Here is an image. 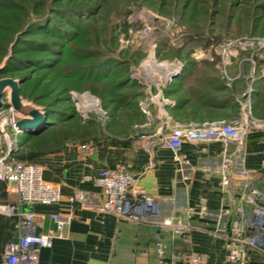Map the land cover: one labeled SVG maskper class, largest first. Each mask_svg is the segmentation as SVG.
Listing matches in <instances>:
<instances>
[{
  "label": "crops",
  "instance_id": "0c3cea01",
  "mask_svg": "<svg viewBox=\"0 0 264 264\" xmlns=\"http://www.w3.org/2000/svg\"><path fill=\"white\" fill-rule=\"evenodd\" d=\"M203 52L204 60L189 61L193 52L167 62L159 67L163 73L159 79H137L144 94L138 118L123 121L128 133L118 135L114 130L112 137L89 142L88 147L68 141L33 160L42 165L44 180L60 189L63 202L79 189L100 203L103 191L95 181L99 172L124 165L134 179L130 193L144 191L160 205L159 215L149 221L121 218L97 206H23L35 212L40 233L57 232L52 213L72 215L62 236L41 249L38 264H172L186 263L192 254L202 256L205 264H237L226 258L227 236L235 225L251 224L252 205L245 198L251 187L264 188V63L253 84L251 72H241V62H213V52ZM142 65L136 69L139 74L145 70ZM174 72L166 80V74ZM7 92L3 99L10 102V89ZM18 116L26 117L19 112ZM213 120L248 125L243 144L186 140L176 159L163 143L177 125ZM225 159L230 165L223 172ZM2 182L6 196L0 197V207L17 203L18 193ZM0 214L16 216V225L20 219L17 214ZM165 218L182 225L184 234L160 229ZM159 231L166 243L164 256L154 244ZM9 242L0 252V264H6L3 255ZM249 252L252 264H264V252L252 248Z\"/></svg>",
  "mask_w": 264,
  "mask_h": 264
},
{
  "label": "trees",
  "instance_id": "16d2710c",
  "mask_svg": "<svg viewBox=\"0 0 264 264\" xmlns=\"http://www.w3.org/2000/svg\"><path fill=\"white\" fill-rule=\"evenodd\" d=\"M199 1L148 0L160 12L171 6L172 12L180 10L182 14L186 8L194 9ZM230 1L235 6L244 0ZM253 1L254 10L264 14V0ZM104 2L107 1L0 0V79L19 81L22 98L44 114L42 126L21 137V160L33 161L68 141L98 140L93 135L95 131L83 129L85 119L72 91H91L110 116L120 114L127 122L138 118L139 98L144 92L132 77L131 64H139L147 53L137 51L126 56L113 48L118 44V34L127 28V23L120 20L112 26L110 38L105 36V45H101L103 28L97 22ZM158 54L164 56L161 50ZM253 57L259 72L264 57L258 53ZM245 59L247 64L251 60ZM249 78L253 80L251 73ZM91 120L94 119L87 121ZM1 196H6L2 181ZM16 223V216L0 214V252L5 243L17 240Z\"/></svg>",
  "mask_w": 264,
  "mask_h": 264
},
{
  "label": "built area",
  "instance_id": "2783aa9c",
  "mask_svg": "<svg viewBox=\"0 0 264 264\" xmlns=\"http://www.w3.org/2000/svg\"><path fill=\"white\" fill-rule=\"evenodd\" d=\"M140 33L147 35L149 31L143 29ZM153 55L156 62H159L155 54ZM147 63L142 65L146 72L158 67L153 63L148 67ZM160 72L162 73V70ZM174 75L176 72L166 74V80H171ZM133 78L139 79L138 76ZM17 117L18 111L9 101L3 99L0 103V180L11 185L10 192L18 193L19 200L15 204L1 205L0 211L20 217L16 225L20 237L17 241L7 244L3 255L6 264H38L41 249L50 246L55 237L62 236L61 231L72 219L71 213H52L50 217L57 223V232L40 233L37 231L39 225L35 212L22 209L26 205L52 204L69 209L97 206L103 211L135 221H149L150 217L159 215L160 205L154 197L144 191L135 190L130 193L134 179L124 165L99 172L95 181L103 191L100 203L96 204L97 200L91 193L79 189L63 202L60 189L44 180L42 165L19 158L21 136L31 129L19 125ZM248 130L249 126L244 123L226 120L177 125L164 138L163 143L170 147L174 157L179 159L180 150L186 140H220L225 144L234 142L241 146ZM262 142L264 143V139ZM229 165V159H225L222 170H226ZM245 200L252 205V222L250 225H235L227 236L229 243L226 258L229 262L237 264H252L249 252L251 248L264 252V188L251 187ZM159 223L162 230L172 229L175 234H184V227L175 224L170 218H165ZM154 244L159 255L164 256L166 243L162 231L155 234ZM186 261L172 264H205L203 257L197 254L190 255ZM163 263L167 261L164 260Z\"/></svg>",
  "mask_w": 264,
  "mask_h": 264
},
{
  "label": "rangeland",
  "instance_id": "374dc122",
  "mask_svg": "<svg viewBox=\"0 0 264 264\" xmlns=\"http://www.w3.org/2000/svg\"><path fill=\"white\" fill-rule=\"evenodd\" d=\"M106 1L101 18L97 22V25L103 28L101 45H105V36L110 34L114 23L120 20L127 23V28L118 34V44H113V48L126 56H132V53L137 51L147 53L139 64H131L132 77H162V73L158 71L160 68H153L152 72L141 69L140 74L136 70L141 63L148 62L152 54H155L159 62L188 58L193 52L195 54L192 57L204 60L205 54L201 53L202 51L213 52V62H241V72H251V82L261 75V71L256 70L257 61L253 59V53L264 57V14L254 10L253 0H244L235 6L231 5L230 0H200L194 9L186 8L184 14L180 13V10L172 12L171 6L160 12L156 10V5L148 0ZM257 17L260 20H256ZM143 29H148L149 33H140ZM163 42L164 45L159 47ZM160 50L164 53L162 57L158 54ZM245 58L251 59L248 64L245 63ZM86 92L96 97V104ZM72 96L75 97L74 102L85 119L83 129L95 131L93 135L98 139L81 141L82 147H88L89 142L95 143L104 136L112 137L114 130L118 135L128 133L126 126L123 128V117L116 113L115 116H110L102 107L99 98L91 91H72ZM24 102L31 103L25 100ZM88 119L94 120L89 122Z\"/></svg>",
  "mask_w": 264,
  "mask_h": 264
},
{
  "label": "water",
  "instance_id": "95a60500",
  "mask_svg": "<svg viewBox=\"0 0 264 264\" xmlns=\"http://www.w3.org/2000/svg\"><path fill=\"white\" fill-rule=\"evenodd\" d=\"M7 89H10V102L19 113L26 117H17L19 125L27 128H33L39 126L44 121V114L42 110L31 103H25L21 96L20 82L6 77L0 79V103L3 100ZM86 95L96 97L90 92H86ZM75 99V97H74Z\"/></svg>",
  "mask_w": 264,
  "mask_h": 264
},
{
  "label": "bare ground",
  "instance_id": "6f19581e",
  "mask_svg": "<svg viewBox=\"0 0 264 264\" xmlns=\"http://www.w3.org/2000/svg\"><path fill=\"white\" fill-rule=\"evenodd\" d=\"M149 58H150V59H148V63L146 64L147 66H148V65L150 66L152 63L155 64L156 66H158V68L167 65V62H161V63L156 62V60L154 59L153 54H152L151 57H149ZM149 66H148V67H149ZM151 72H152V71H151ZM148 74H149V73H148ZM87 96H88V95H87ZM90 97H91V96H90ZM93 98H94V97H91V99L94 101V104H96L95 98H94V99H93ZM43 122H44V121H43ZM43 122H42L39 126L34 127V128H30V129H31V130L39 129V128L42 126ZM28 131H30V130H28ZM28 131H26V132H28ZM26 132L23 133V135L26 134Z\"/></svg>",
  "mask_w": 264,
  "mask_h": 264
}]
</instances>
